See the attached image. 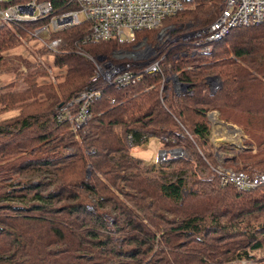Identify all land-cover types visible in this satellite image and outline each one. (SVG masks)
<instances>
[{"label":"trees","instance_id":"trees-1","mask_svg":"<svg viewBox=\"0 0 264 264\" xmlns=\"http://www.w3.org/2000/svg\"><path fill=\"white\" fill-rule=\"evenodd\" d=\"M62 1L54 0V11ZM218 14V0H196L161 26L174 19L198 29ZM39 24L0 29V72L17 70L4 53ZM154 31L138 32L134 42ZM87 34L86 25L54 34L69 49L53 56L54 66L67 68L58 90L38 83L40 69L25 75L23 90L0 88V109H20L0 125V264H264V185L238 190L216 174L188 181L187 169L174 166H191L192 157L145 169L128 144L129 135L134 145L166 137V149L195 155L204 172L219 152L235 171L264 172V21L234 28L208 53L191 55L189 41L168 46L182 93L164 86L160 95L159 73L105 87L80 145L57 109L87 85L92 58L132 46L87 42ZM211 75L221 82L216 90ZM213 111L242 129L239 151L212 144Z\"/></svg>","mask_w":264,"mask_h":264},{"label":"built area","instance_id":"built-area-1","mask_svg":"<svg viewBox=\"0 0 264 264\" xmlns=\"http://www.w3.org/2000/svg\"><path fill=\"white\" fill-rule=\"evenodd\" d=\"M192 1L196 0H63L62 9L54 11V0H0V29L40 23L29 35L40 41L52 55L64 51L65 46L64 39L54 37V34L82 25L88 28L87 42L115 41L119 45H132L129 49H118L110 56L92 58L95 69L87 85L57 109L56 119L68 123L70 129L79 134L85 132L92 118L91 107L105 87L119 89L137 85L148 74L166 71V54L159 49L169 39L167 33L162 30L154 43L146 37L134 42L136 35L144 30H157L166 19L183 11ZM218 4L219 14L214 21L182 36L181 41L192 44L191 55L210 52L214 43L234 28L264 21V0H218ZM185 55L177 54L176 59ZM172 79L177 85L174 86L177 93L186 91L187 86L177 80V75ZM128 137L134 145L132 136ZM157 139L164 147L158 153L159 161L187 158L182 148H165L168 138ZM212 171L222 184H231L238 190L264 185V172L249 174L226 168L221 163L212 167Z\"/></svg>","mask_w":264,"mask_h":264},{"label":"rangeland","instance_id":"rangeland-1","mask_svg":"<svg viewBox=\"0 0 264 264\" xmlns=\"http://www.w3.org/2000/svg\"><path fill=\"white\" fill-rule=\"evenodd\" d=\"M196 28V26L193 25V23H182L179 21H174V19H170L168 22H165L163 26L159 27L156 31H154L152 34L144 35L139 38L142 39L144 37L147 38V40L151 43H154L157 40L158 35L161 33L163 30L165 33H167L168 40L166 43H164L163 47H160L159 51L162 53L165 52V49L168 46H171L179 41H181L182 36L185 34L193 31ZM31 30H29L30 32ZM64 51L60 52V54L69 51L68 46H64ZM116 51V50H115ZM5 55V61L10 63V67L12 68H17V70H11V71H5V72H0V88L3 89L4 91L9 90L7 88L8 85H15V87H11V90H23L25 88V84L23 81V78L28 72H35L39 71V69L42 72H46L45 75L39 76L38 77V83L39 84H49L51 83L56 90H58V85L63 82L64 77L67 73V68H60L57 66L53 65V56L49 51L45 49L43 44L40 41L34 40L29 38V40L24 39L23 41L21 40L20 46L15 47L11 50H8L4 53ZM110 56V54H109ZM97 58V57H96ZM173 60L176 59V54L172 57ZM26 60V62H29L33 64L32 68L27 67L26 63L22 60ZM95 59V58H93ZM37 62H40V66L37 65ZM94 69H95V62L92 60ZM35 65V66H34ZM164 68L166 71H164L161 75V79L158 82V85L160 87V95H163V88L164 86H170L173 87L177 86L174 81L173 77L177 75V80L178 79V74L172 71L171 65L168 63V61H165ZM22 73V74H21ZM94 73V72H93ZM93 75V74H92ZM168 79V80H167ZM164 80H166L164 82ZM209 84L212 90H216L217 88L220 87L221 82L219 78L216 75H211L209 76ZM180 82V81H179ZM177 83V82H176ZM20 112V109H14V110H3L0 109V125L4 124L5 122L9 121L10 118L16 117ZM214 112V111H213ZM216 112V111H215ZM208 117V116H207ZM219 117V116H218ZM209 119V118H208ZM210 121V120H209ZM241 129V128H240ZM242 130V129H241ZM243 132V131H242ZM238 128H233L229 127L226 125L219 124L214 133H211V139L216 145V148L222 145L225 146H230L232 147L233 150L239 151L243 147V141L246 139L244 133ZM75 139L79 142L80 145H82V137L77 135L75 132ZM153 138V137H152ZM151 136L149 139L142 143L146 144L148 146H144L141 150L137 147V145H132L129 141L128 137V144L130 145V151L131 153L136 156V157H141L142 160H144V168H150L152 165L160 166L163 165L164 161H159L158 157V146L160 148L164 149L162 144L157 138L152 139ZM152 139V140H151ZM157 140V141H156ZM156 141V142H155ZM230 142H234L235 144L231 145L229 144ZM199 153L201 152L198 149ZM190 153V152H189ZM187 154L185 151V154L187 157H192L193 159L190 160L191 166L190 165H184V164H176L174 167L176 170H179L181 168L187 169V179L188 181L190 180H198V179H203L205 177H210L214 175V173H209L204 172L201 168V165H199L198 159L195 155ZM201 154V153H200ZM191 155V156H190ZM203 155V154H201ZM229 155V154H228ZM171 157V156H170ZM174 158H180L183 159V157H174ZM173 159V158H169ZM168 159V160H169ZM188 159V158H187ZM190 159V158H189ZM217 164L221 163L223 164L224 167L230 168L231 165H225V158L223 152H219L216 156ZM213 167L215 165H212ZM233 168V167H232ZM174 169V168H173ZM167 170V173L170 172L171 170L165 168ZM212 170V167H211ZM89 171V170H88ZM241 264H257L255 261H249V262H242Z\"/></svg>","mask_w":264,"mask_h":264},{"label":"crops","instance_id":"crops-1","mask_svg":"<svg viewBox=\"0 0 264 264\" xmlns=\"http://www.w3.org/2000/svg\"><path fill=\"white\" fill-rule=\"evenodd\" d=\"M208 118H209V120H210V122H211V131H210V139H211V133H214L215 132V129H216V127L219 125V124H222V125H226V126H229V127H233V128H238L241 132H242V130L238 127V126H236V125H234V124H231V123H226V122H224V121H222V120H220L219 119V117H218V112H210V113H208ZM242 134H243V132H242ZM243 136H245V135H243ZM246 137V136H245ZM152 139H154V138H152ZM151 139V140H152ZM157 141V140H156ZM155 141V142H156ZM212 141V140H211ZM215 142V141H214ZM213 141H212V144L215 146L216 144L214 143ZM229 144H231V145H233V144H235L234 142H230ZM144 146H148L147 145V143L146 144H140V145H137V147L141 150V152H142V148L144 147ZM156 146H158V148H157V150H158V152H157V154L159 153V151L160 150H162V148H160L159 147V145H157V143H156ZM216 147V146H215ZM217 154L218 153H215V157L217 156ZM139 158H141V157H139ZM142 159V158H141ZM144 161V160H143Z\"/></svg>","mask_w":264,"mask_h":264}]
</instances>
